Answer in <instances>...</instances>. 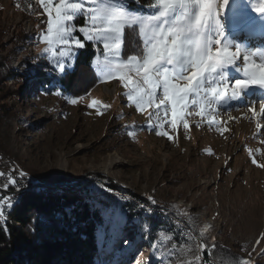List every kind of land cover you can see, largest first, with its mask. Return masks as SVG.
I'll return each mask as SVG.
<instances>
[{"label": "rangeland", "instance_id": "374dc122", "mask_svg": "<svg viewBox=\"0 0 264 264\" xmlns=\"http://www.w3.org/2000/svg\"><path fill=\"white\" fill-rule=\"evenodd\" d=\"M236 2L242 16H253L264 30V0ZM222 4L223 0H215V19L224 26L223 37L210 47L214 52L228 43L234 52L238 39L232 31L238 27L232 26L227 5ZM7 7L0 2V27L7 29L0 35L5 42L2 55L11 50L13 26L18 25ZM36 25L38 35L9 54L16 69H31L35 75L40 69L35 64L48 55L42 52L46 44L39 35L46 29ZM213 37L219 36L213 33ZM127 60L120 56L113 63ZM238 64L244 66L243 55ZM228 71L231 88L240 74ZM100 76L98 85L76 98L37 89L28 93L27 83L13 113L0 119L1 141L34 185L82 191L81 203L101 214L103 223L98 227L103 226L105 237L113 226L105 224L104 215L120 214L122 223L116 228L120 231L115 232L120 239H109L107 249L99 239L98 264H204L203 243L209 258L211 251L206 239L236 249L247 264H264V114L258 120L250 110L247 89L240 97L244 102L206 104L204 93L203 99L190 96L186 115L173 128L170 104L158 110L148 104L137 108L128 98L137 95L135 84ZM128 76L144 87L134 71ZM13 83L9 84L14 87ZM162 98V89H157L156 103ZM193 99L198 103L191 104ZM93 101L96 104L89 108ZM201 106L203 113L196 115ZM134 213L141 217L129 220ZM149 219L164 223L152 243ZM123 231L132 232L134 239L127 242ZM116 242L120 244L114 246Z\"/></svg>", "mask_w": 264, "mask_h": 264}, {"label": "snow or ice", "instance_id": "6c2138e0", "mask_svg": "<svg viewBox=\"0 0 264 264\" xmlns=\"http://www.w3.org/2000/svg\"><path fill=\"white\" fill-rule=\"evenodd\" d=\"M139 0H35L48 16L45 32L39 33L42 43L46 44L43 53L48 54L50 65L63 74L66 68L71 67L75 50L83 49L84 42L73 35L79 31L87 41H100L103 43V62H96L97 70L104 76L113 80L126 81L127 85L135 84L133 91L136 96L129 95L130 100H135L137 108L145 104L154 105L158 110L171 105L173 128L177 126L178 119L186 115L185 108L189 106V97H200L201 93L207 97L204 103L220 104L228 101H241L244 90L252 89L249 97L256 96L255 90H264V53H258L260 63H254V55L245 52L239 45L234 52H230V44L225 43L223 48L213 52L210 46L219 44L220 41L213 37H223V25L215 19V0H151L150 14L137 13L127 5ZM228 0H223L221 7L227 5ZM87 5V6H86ZM83 16L84 26H75L74 19ZM91 20V24L87 21ZM239 28L247 32L250 21L241 16L238 20ZM138 28L137 38L142 40V48L136 50V55L128 58L127 63H113L121 56L123 34L125 29ZM57 49H61L57 53ZM243 53V64H238V59ZM139 57V59H138ZM231 69L240 74L235 78L231 88L228 79ZM127 70V71H126ZM134 71L140 78L134 82L128 72ZM183 82V86H181ZM222 84L217 87L215 85ZM207 86V90H206ZM157 89H162L163 98L156 103ZM61 92H55L60 96ZM203 99L202 97H200ZM68 103L77 104L76 99H68ZM244 102V101H241ZM193 99L191 104H197ZM95 101L89 104L91 108ZM250 110H252L250 108ZM204 111L201 106V115ZM259 112L264 114V102L259 103ZM212 121H209L211 124ZM188 128L187 123L184 124ZM157 135H166L157 132ZM171 139V137H168ZM255 164V160H253ZM259 167V165H257ZM0 173V176H4ZM20 177L24 173L20 172ZM17 180L11 175L3 188L16 186ZM19 190V189H18ZM14 197H0V229L7 234L5 227L7 212L14 206ZM105 224H111L113 229L122 223L118 212L104 215ZM98 239L104 240L103 226L98 227ZM247 264V261L244 262Z\"/></svg>", "mask_w": 264, "mask_h": 264}, {"label": "trees", "instance_id": "16d2710c", "mask_svg": "<svg viewBox=\"0 0 264 264\" xmlns=\"http://www.w3.org/2000/svg\"><path fill=\"white\" fill-rule=\"evenodd\" d=\"M139 2L142 7L131 2L127 7L145 15L153 11L150 8L151 0ZM73 23L77 27L84 26L85 18L81 16L74 19ZM4 28L0 27L2 36L5 31L7 33V29ZM134 33H138V28L124 30L121 49L123 59L136 55V50L143 46L142 40ZM75 35L85 43V46L83 49H77L71 67L66 68L63 74H58L47 58L35 64L41 68L40 75H35L31 69L27 71L16 69L9 56L10 52L20 44L27 45L31 42L30 35L21 24L14 26L10 40L11 50L3 52V55L1 52L4 51L5 42L0 39V119L5 114L13 113L18 98L25 94L28 84L30 85L28 93L32 89H37L45 93L61 92L62 96L76 98L101 82L100 73L95 66L96 61L104 57L101 42H85V37L78 31ZM11 80L14 87L9 84ZM8 100H12L11 104ZM15 160L0 139V163L13 166L16 164ZM72 189L35 185L13 201L14 206L7 212L5 224L7 234L0 229V264H98L97 230L103 219L89 204L81 203L82 191ZM129 217L132 221L141 215L134 213ZM161 227H164V223L150 220L148 226L150 243L157 239ZM135 228H138V225ZM118 231L120 230L116 228L108 231L102 243L104 249L109 247V239H120V236H115V232ZM121 234L125 235L127 242L135 237L130 231H123ZM205 241L211 250V263L244 264L243 256L236 249L228 247L220 240ZM119 244L120 242H116L114 246Z\"/></svg>", "mask_w": 264, "mask_h": 264}, {"label": "built area", "instance_id": "2783aa9c", "mask_svg": "<svg viewBox=\"0 0 264 264\" xmlns=\"http://www.w3.org/2000/svg\"><path fill=\"white\" fill-rule=\"evenodd\" d=\"M0 2L8 5L9 15L15 17L14 23L21 24L30 35L31 40L38 35V27L36 24L46 29L48 16L44 9L35 3V0H1ZM37 72V75H40L41 69H38ZM20 172H23V170L19 165L6 166V164L0 163V173L5 174L4 176H0V197H4L5 199L14 197L17 200L28 189L35 186L28 176L20 177ZM9 175L17 180V185L3 188L2 185L8 182Z\"/></svg>", "mask_w": 264, "mask_h": 264}, {"label": "bare ground", "instance_id": "6f19581e", "mask_svg": "<svg viewBox=\"0 0 264 264\" xmlns=\"http://www.w3.org/2000/svg\"><path fill=\"white\" fill-rule=\"evenodd\" d=\"M230 1L231 2L228 3L226 8V15L229 18V20L232 22V26L238 27L235 28L234 31H232V33H234L233 36L235 37V39H238L234 49H236V46L239 45L242 49H244L245 52H251L253 54H257L254 55L253 62L260 63L261 60L258 53H264V30H260L257 24L253 22L254 21L253 16L248 15L247 19L250 21V27L247 29V32H249L250 35L244 36L246 32L242 31L238 26V20L243 13H241L240 6L236 2V0H230ZM262 18L264 20V12L262 14ZM259 36L260 38H255ZM106 88L108 87L106 86ZM252 91H253L252 89H247L248 93ZM255 95L256 96L250 97V105L256 118L260 120L261 118L260 116L262 114L259 112V103L264 102V90H258V89L255 90Z\"/></svg>", "mask_w": 264, "mask_h": 264}, {"label": "water", "instance_id": "95a60500", "mask_svg": "<svg viewBox=\"0 0 264 264\" xmlns=\"http://www.w3.org/2000/svg\"><path fill=\"white\" fill-rule=\"evenodd\" d=\"M202 254H203V263H204V264H214V263H211V260H210V258H209V252H208V249H207V247L204 245V243H203V252H202Z\"/></svg>", "mask_w": 264, "mask_h": 264}]
</instances>
